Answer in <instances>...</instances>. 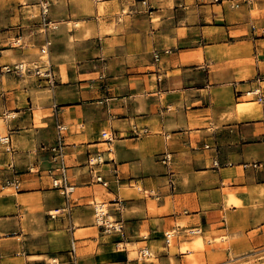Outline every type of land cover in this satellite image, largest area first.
I'll use <instances>...</instances> for the list:
<instances>
[{
    "label": "crops",
    "instance_id": "obj_1",
    "mask_svg": "<svg viewBox=\"0 0 264 264\" xmlns=\"http://www.w3.org/2000/svg\"><path fill=\"white\" fill-rule=\"evenodd\" d=\"M49 1L61 18L50 48L58 83L40 105L29 89L26 103L10 101L17 148L4 159L50 164L41 143L64 125L76 188L66 201L50 179L18 175L20 201L0 202V251L17 258L6 263L22 264L24 254L26 264H49L56 249L59 264H129L130 245L159 242L160 230L183 217L186 227L211 229L217 217L225 230L228 217L262 225L264 100L244 91L264 94V0ZM75 21L82 25L70 27ZM99 152L109 187L88 170ZM254 161L263 164L243 165ZM96 201L121 220V237L95 225ZM68 233L82 255L66 248Z\"/></svg>",
    "mask_w": 264,
    "mask_h": 264
},
{
    "label": "rangeland",
    "instance_id": "obj_2",
    "mask_svg": "<svg viewBox=\"0 0 264 264\" xmlns=\"http://www.w3.org/2000/svg\"><path fill=\"white\" fill-rule=\"evenodd\" d=\"M41 1L42 0H0V135L7 133L11 134V129L13 128L10 127V123L19 116L14 112L15 107L10 104L13 98L24 99L26 103V96L29 93L27 90L29 89V91L34 92L36 104L40 105L42 98H45L41 94L43 92L52 94L53 89L58 83L57 66L50 57V48L54 44L53 36L59 29L61 18L55 17L56 4L47 0L50 3V18L52 23L49 25L48 29H46L40 17ZM81 25L82 22L75 21L71 22L70 27ZM47 35L51 44L49 45L48 51L43 53L41 49L46 44ZM22 36L25 37L22 38ZM39 38H41L42 41H39ZM17 40H19V42H17ZM48 60L51 61V65L55 72L54 83L48 82L45 77L40 76L33 70L36 66H39L42 71L48 68L50 66ZM20 62L26 63L25 68H27V70L22 72L6 71L5 66H13ZM64 78H67L66 75ZM11 91L16 92V95L12 98L8 96V93ZM50 97L52 96L50 95ZM37 114L39 115V112H37ZM55 131L56 134L53 138H47L45 142L41 143L40 149H42V151H45L44 148L46 146L55 143L58 134V125H56ZM107 131L110 132L109 129H107ZM64 133H67L65 126ZM13 144L15 146V153L17 144L14 142ZM9 154L10 153L5 151L4 145L0 142V183L3 184V188L2 186L0 187V189H2L0 193V202L6 201L3 196L7 195L13 203L17 201V198L19 200L21 197L17 195V191L19 190L4 187L5 179L13 174L8 167L10 160L8 158L4 159L5 155L9 156ZM47 163V160L42 156H37L34 161L24 164L23 168L20 164L17 165L15 163V166L18 175L32 173L38 175V177L49 179L46 170L50 164ZM69 173L72 174V171L69 170ZM54 210L55 208L52 207L50 209L51 213H55ZM223 218L224 217H217L211 219V222H215L214 225L210 227L211 229H206L203 225L186 227L188 217L178 219L177 222L180 223L181 226H168L160 230L161 239L159 242L151 244L140 243L138 246L130 245L129 251L131 252V258L129 264H144L143 260L140 259V248L147 244L153 252L154 264H264V223L262 225H257L256 223L243 224L235 222V220L228 217L229 229L225 230L222 228L226 227L227 223L222 221ZM260 218L261 217L256 219ZM54 223V221H51V224ZM173 223L174 221L171 219L169 224L171 225ZM173 228L177 229L176 233L174 238H172L171 245L166 246L165 233ZM192 229H194V231H191ZM195 229L198 230L195 231ZM105 233L108 235L107 238H117L121 237L123 234L121 232ZM128 233L130 234L129 231ZM67 236L68 243L66 248L72 250L74 245L77 249V255H82L81 243L76 242L75 244L69 233ZM197 239L201 240V244L196 243ZM57 253L56 249L52 250L51 254L45 257L46 261L50 262L54 257L59 258ZM75 254L76 253H73L74 256ZM13 256L14 255L11 253L2 255L0 251V264H7L6 261L8 259H17L13 258ZM18 258L22 259V264H26L24 262V254L19 255Z\"/></svg>",
    "mask_w": 264,
    "mask_h": 264
},
{
    "label": "built area",
    "instance_id": "obj_3",
    "mask_svg": "<svg viewBox=\"0 0 264 264\" xmlns=\"http://www.w3.org/2000/svg\"><path fill=\"white\" fill-rule=\"evenodd\" d=\"M144 3H146V0H144ZM40 17L44 27L48 29L49 25L52 23V20L50 18V3L47 0L41 1ZM46 37H47L46 44L41 49L43 53H46L48 51L49 45L51 44L48 35ZM17 42H19V40H17ZM5 69L8 72L11 71L22 72L24 70H27V68H24L20 63L14 64L13 66H9V65L5 66ZM33 70L40 76L45 77V79L48 82H53V83L55 82V72L51 64L48 68H46L43 71L39 66H36L35 68H33ZM244 92H245V96L248 97L250 100H255L259 103H262L264 100V94L261 86H254L248 90H245ZM103 134L106 135V140L108 141L113 140L114 136L111 132L103 131ZM0 142L4 145L6 152L10 154L14 153L15 146L13 144L12 135L10 133L0 135ZM66 146H67V142L64 133V126L58 124V134L55 143L53 145L46 146L44 148L45 150L51 152L50 166L47 168L46 174L49 177L53 188L57 189L61 193V195L65 197L66 201H68L71 195L75 191L76 184L73 182L71 178V175L69 173V166L66 163ZM206 147H210V145L207 144ZM162 160L166 164H169L171 161L170 154L168 152H165ZM103 162L104 159L100 152L90 155L87 161L88 170L95 182L100 183L105 187H109L110 181L102 174L99 168V165ZM262 164L263 163L261 161H254V162H246L243 165L245 167L258 168ZM214 165L219 166L220 162L217 159H215ZM8 167L13 172V174L5 179L4 187L21 190V179L18 177V172L16 171V166L13 160L10 161ZM122 207L123 206L121 205V207L117 208V210L121 211ZM93 209H94L95 225H97L105 232L124 233V226L122 225L121 220H117L110 215V211L106 203L101 201H96L94 202ZM51 215L53 216V214ZM176 230H177L176 228H173L171 230L166 231L165 233L166 246L171 245L172 238H174ZM191 231H194V229H192ZM71 251L73 253H76V249L74 245ZM140 259L143 260L144 264H154L153 252L148 245H145L142 248H140ZM59 262L60 261L58 260V258L54 257L49 262V264H59Z\"/></svg>",
    "mask_w": 264,
    "mask_h": 264
},
{
    "label": "bare ground",
    "instance_id": "obj_4",
    "mask_svg": "<svg viewBox=\"0 0 264 264\" xmlns=\"http://www.w3.org/2000/svg\"><path fill=\"white\" fill-rule=\"evenodd\" d=\"M20 64L25 68V65H26V63H24V62H20ZM247 99H249L248 97H246ZM196 243L197 244H201V240L200 239H197L196 240ZM186 249H188V248H186ZM191 258H193V257H191ZM195 259V258H194ZM199 259V258H198Z\"/></svg>",
    "mask_w": 264,
    "mask_h": 264
}]
</instances>
